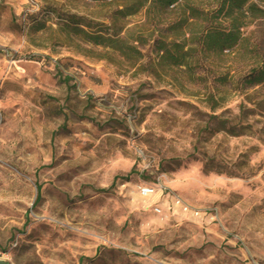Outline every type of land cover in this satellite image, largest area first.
<instances>
[{
	"label": "rangeland",
	"instance_id": "rangeland-1",
	"mask_svg": "<svg viewBox=\"0 0 264 264\" xmlns=\"http://www.w3.org/2000/svg\"><path fill=\"white\" fill-rule=\"evenodd\" d=\"M126 1L0 0V257L264 264V17L176 65Z\"/></svg>",
	"mask_w": 264,
	"mask_h": 264
},
{
	"label": "trees",
	"instance_id": "trees-1",
	"mask_svg": "<svg viewBox=\"0 0 264 264\" xmlns=\"http://www.w3.org/2000/svg\"><path fill=\"white\" fill-rule=\"evenodd\" d=\"M141 10L146 22L166 23L164 30L168 33L155 40L157 49L169 43L178 49L181 57H174V64L187 66L190 63L187 57L196 50L193 44L199 43L206 51L222 53L239 41L240 29L248 19L264 17V8L252 0H127L117 14L125 18ZM127 48L135 50L132 45ZM254 62L256 66L248 81L258 85L264 83V58Z\"/></svg>",
	"mask_w": 264,
	"mask_h": 264
},
{
	"label": "built area",
	"instance_id": "built-area-1",
	"mask_svg": "<svg viewBox=\"0 0 264 264\" xmlns=\"http://www.w3.org/2000/svg\"><path fill=\"white\" fill-rule=\"evenodd\" d=\"M152 191H153L152 188L149 186H143L140 189V193L143 196L149 195L150 193H152ZM184 209L186 210V208H184Z\"/></svg>",
	"mask_w": 264,
	"mask_h": 264
},
{
	"label": "water",
	"instance_id": "water-1",
	"mask_svg": "<svg viewBox=\"0 0 264 264\" xmlns=\"http://www.w3.org/2000/svg\"><path fill=\"white\" fill-rule=\"evenodd\" d=\"M0 264H10L8 261L0 257Z\"/></svg>",
	"mask_w": 264,
	"mask_h": 264
}]
</instances>
